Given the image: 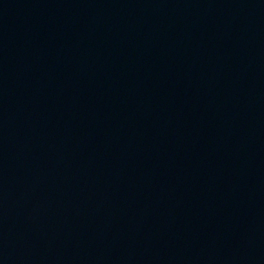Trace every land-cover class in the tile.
<instances>
[{
	"label": "water",
	"instance_id": "95a60500",
	"mask_svg": "<svg viewBox=\"0 0 264 264\" xmlns=\"http://www.w3.org/2000/svg\"><path fill=\"white\" fill-rule=\"evenodd\" d=\"M264 73V0H175Z\"/></svg>",
	"mask_w": 264,
	"mask_h": 264
}]
</instances>
